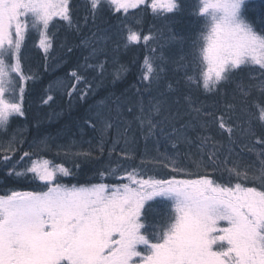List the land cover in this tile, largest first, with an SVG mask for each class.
<instances>
[{
	"label": "snow or ice",
	"instance_id": "snow-or-ice-1",
	"mask_svg": "<svg viewBox=\"0 0 264 264\" xmlns=\"http://www.w3.org/2000/svg\"><path fill=\"white\" fill-rule=\"evenodd\" d=\"M84 8L79 15L73 0H0V264H264V99L251 102L254 92L264 97V0L258 8L252 0H196L191 15L198 27L188 37L168 27L183 11L182 0H85ZM136 9L150 10L162 27L147 34L134 27L128 17L137 16L130 11ZM105 12L123 17L117 48L142 43L147 50L133 85L140 100L127 108L137 112L145 153L138 155L127 132L118 135L104 166L69 186L62 178L77 173L45 157L49 140L25 149L21 129L13 127V119L26 118L28 82L37 79L24 69V52L34 35L47 58L58 26L81 36L79 46L88 53L83 64L67 80L49 84L41 103L54 101L58 90L69 105L74 98L86 102L105 73L115 85L130 71L113 59L109 72L107 45L114 37L96 27ZM135 24L142 25L143 16ZM172 45H179L177 59L166 52ZM170 62L184 72L190 90L224 99L209 106L189 93L183 97L186 111L174 113L166 98L152 95ZM167 87L176 91L171 83ZM128 102L123 93L112 101L118 114ZM106 109L112 110L100 101L90 109L94 117L84 121L99 132L96 152L57 146L56 155L73 156L76 169L80 160L102 156L113 127ZM212 126L223 139L212 135ZM190 129L197 131L196 141ZM121 138L124 147L118 148ZM151 138L173 151L157 147L149 157ZM181 145L197 151L182 154ZM245 153L254 155V163L244 164ZM161 168L169 175L155 174ZM22 179L40 186L21 191L9 184Z\"/></svg>",
	"mask_w": 264,
	"mask_h": 264
},
{
	"label": "trees",
	"instance_id": "trees-1",
	"mask_svg": "<svg viewBox=\"0 0 264 264\" xmlns=\"http://www.w3.org/2000/svg\"><path fill=\"white\" fill-rule=\"evenodd\" d=\"M252 2L258 8L261 0H252ZM73 3L76 5L78 14L83 15L85 12V0H73ZM182 3L184 5L183 11L173 15L168 27L171 29L172 33L178 37H188L195 34L198 27L195 17L191 15V10L195 6L196 0H182ZM132 11L136 12L137 16H143V24H135L137 16L132 15H129L128 22L133 24L134 27L143 28L145 34H147L149 29L155 31L162 27V22L160 20H155L150 10L147 13L142 12L140 9ZM122 21L123 17L117 19L112 14L105 12L97 20L96 27L99 28L102 34L114 37L112 40H109L107 45L109 72L112 68L113 59L127 65L130 71L125 80L115 85L111 83L108 73H105L103 85L99 86L95 95L89 96L86 102L74 98L71 105H69V99L63 93V90H58L55 92L54 101L50 102L48 105H43L41 103V98L46 95L49 84L59 79L67 80V74L78 64H83V58L88 53L86 49L79 46L81 36L67 31L64 27L58 26L59 30L56 31L53 48L50 50L48 57L45 58L44 53L34 48L36 52L32 50L30 54L28 52L27 54L29 56L26 62L24 61L25 71L35 74L37 79L28 82L25 101L26 118L13 119V127H19L21 129L24 138L23 148L25 149H28L34 141L43 138L49 140L51 150L44 153L45 157L57 162L62 161L67 167L72 168L73 171L77 173L75 176L62 178L63 182L69 184V186L73 183L79 186V183H83L89 176H93L98 169L104 166L108 160L107 149L111 147V140L115 139L118 135L127 132L128 138H134L136 141L138 155H144L145 153V140L141 135L138 122L135 119L137 112L134 111L129 113L127 108L131 106L135 109L140 100V96L136 93L133 85L138 83L139 67L143 63V58L147 54V50L142 43L137 46H131L128 49H124L123 46L117 48L116 38ZM89 28L95 30L91 25ZM88 32L89 29H85L84 35H87ZM64 44L73 47V52L71 54L67 53L65 47H62ZM166 52L172 59H177L179 56V45L170 46L166 49ZM87 75L89 79H92L94 74L89 72ZM169 83L173 84L176 91H168L167 85ZM234 88V85L229 86L228 100L232 99ZM122 93L129 99V102L121 107L118 114L115 110V104L112 103V101L120 97ZM189 93L200 102L209 106L215 101H222L224 99L222 96L205 95L202 91H197L195 88L190 90L185 85L184 72L182 70H177L176 65L171 62L168 64L167 70L163 74L158 88L153 89L152 95L158 98H166L174 113L179 111L183 114L186 111L183 97ZM161 94H163V96H161ZM145 95H147V93H145ZM260 99H264V97H260L259 93L254 92L251 97V102H257ZM102 100L112 109L110 112L106 109L104 114L111 119L113 124L110 135L106 137L105 152L102 156L97 154L99 158H93L88 161L80 160V168L76 169L74 168L73 156L69 155L66 157L63 151H61L59 156L56 155L57 146H62L72 151L91 150L96 152L100 138L99 132L89 127L84 121L90 116L94 117V112H91L90 109ZM253 111H255V109H253ZM182 118L185 120L187 119L186 116H182ZM174 124L179 127L181 119L175 120ZM100 127L101 124L98 123L97 129ZM211 133L217 140L223 139L215 126L211 127ZM188 136L193 141H196L197 131L190 129L188 131ZM117 147H124L122 138ZM157 147H159L161 152H163L165 148H167L169 152L173 151L170 144H165L163 140H161L160 144L157 145L156 138H151L147 142V153L149 157L157 154ZM180 151L182 154L188 153L189 151L195 154L197 149L195 145H193L191 149L186 145H181ZM113 158H117L115 154H113ZM243 160L244 164H250L254 163L255 157L253 154L245 153ZM136 162L138 163L139 161L137 160ZM185 163L190 164L187 160H185ZM155 174L159 176L169 175V173L162 168ZM9 184L11 187L21 191H30L40 186L39 181H31L29 179H22L19 182L10 181Z\"/></svg>",
	"mask_w": 264,
	"mask_h": 264
},
{
	"label": "rangeland",
	"instance_id": "rangeland-1",
	"mask_svg": "<svg viewBox=\"0 0 264 264\" xmlns=\"http://www.w3.org/2000/svg\"><path fill=\"white\" fill-rule=\"evenodd\" d=\"M132 11V10H130ZM62 27V26H61ZM36 44V37L33 35V36H30V38L28 39L27 41V46H26V49H25V52H24V55H25V59L24 61L26 62V59L27 57L29 56L27 53L29 52V54L33 51V52H36L35 49H38L39 52H42L38 47L35 46ZM31 48V49H30ZM35 48V49H34ZM32 50V51H31ZM43 53V52H42Z\"/></svg>",
	"mask_w": 264,
	"mask_h": 264
}]
</instances>
